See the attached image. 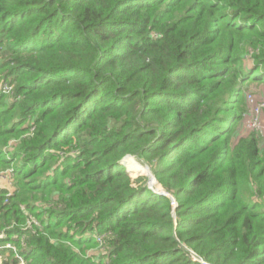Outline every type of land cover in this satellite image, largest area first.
Listing matches in <instances>:
<instances>
[{"label": "trees", "instance_id": "1", "mask_svg": "<svg viewBox=\"0 0 264 264\" xmlns=\"http://www.w3.org/2000/svg\"><path fill=\"white\" fill-rule=\"evenodd\" d=\"M0 54V232L27 264H264V146L233 142L264 0H0Z\"/></svg>", "mask_w": 264, "mask_h": 264}, {"label": "built area", "instance_id": "2", "mask_svg": "<svg viewBox=\"0 0 264 264\" xmlns=\"http://www.w3.org/2000/svg\"><path fill=\"white\" fill-rule=\"evenodd\" d=\"M0 93L6 96L13 94V87L7 82L0 80ZM247 102H252L250 96H246ZM264 108V103L254 105L251 110L250 122L252 125H258V115ZM33 128H30L29 136L32 135ZM14 144V143H12ZM13 172L11 169H7L3 172H0V181L4 184V188L7 191V196H11L14 192V187L12 183ZM29 226L36 227L38 223L33 219L27 222ZM24 248V239L18 238L17 235L12 234L7 236L5 232H0V264L8 262L9 264H27L25 259V254H23ZM13 261V262H12ZM203 263V262H202ZM204 264V263H203Z\"/></svg>", "mask_w": 264, "mask_h": 264}, {"label": "rangeland", "instance_id": "3", "mask_svg": "<svg viewBox=\"0 0 264 264\" xmlns=\"http://www.w3.org/2000/svg\"><path fill=\"white\" fill-rule=\"evenodd\" d=\"M247 95L251 97L252 102H247L246 101V96ZM10 96L11 95L7 96L6 100L12 99ZM244 99L246 101L247 111L243 115V119H242L240 125L237 128L236 136L233 139V142L236 143L239 138L245 137L249 133H256L259 136V145L262 147V146H264V108L262 109V111L258 115V121H259L258 125H255V126L252 125V123L250 122V116H251L252 107L254 105L264 103V85H260V86L251 85V86H248L245 89V92H244ZM133 161H135V163H138V166L140 167V169L143 170V174L148 176L146 169L139 164L140 163L139 161H137V160H135L134 158H131V157H126L125 159L122 160V164L125 167L129 177L132 180H135V179H137L139 177H144V176H140V175H131L128 172V171H138L139 172L138 167L131 166V163ZM148 178H149V176H148ZM150 185H151V181H150ZM4 187H5L4 184L2 183V181H0V189H3ZM98 253H102V251H98L97 250V251H91V252L87 251L86 252V254H89V255H93V254L97 255Z\"/></svg>", "mask_w": 264, "mask_h": 264}, {"label": "water", "instance_id": "4", "mask_svg": "<svg viewBox=\"0 0 264 264\" xmlns=\"http://www.w3.org/2000/svg\"><path fill=\"white\" fill-rule=\"evenodd\" d=\"M126 158V157H125ZM124 158V159H125ZM121 164H122V161H121ZM123 165V164H122ZM145 167L147 168V169H149V167L147 166V165H145ZM127 172V171H126ZM149 173H150V175H151V179L154 181V182H156L157 184H158V182L156 181V179H155V177H154V175L152 174V172L150 171V169H149ZM150 178H148V187H149V189H151L153 192H155V193H157V194H160V195H165V196H167L169 199H170V201L172 202V212H171V215H172V217H174V212H175V208H176V204H175V201H174V198L169 194V193H167L165 190H163L162 188H161V191H154L152 188H151V186H150V180H151ZM159 185V184H158ZM160 186V185H159ZM161 187V186H160Z\"/></svg>", "mask_w": 264, "mask_h": 264}, {"label": "bare ground", "instance_id": "5", "mask_svg": "<svg viewBox=\"0 0 264 264\" xmlns=\"http://www.w3.org/2000/svg\"><path fill=\"white\" fill-rule=\"evenodd\" d=\"M127 161V160H126ZM131 166H135V167H138V169H139V172H142L143 173V170L142 169H140V167L138 166V163H135V161H133L132 163H131ZM148 174V173H147ZM148 176H149V178L151 179V175L150 174H148ZM151 181V185H153L154 184V181L151 179L150 180Z\"/></svg>", "mask_w": 264, "mask_h": 264}]
</instances>
